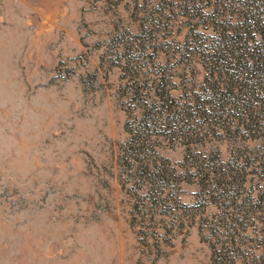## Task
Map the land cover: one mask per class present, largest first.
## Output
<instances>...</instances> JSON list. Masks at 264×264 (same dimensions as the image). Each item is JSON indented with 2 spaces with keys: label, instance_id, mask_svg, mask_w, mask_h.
<instances>
[{
  "label": "rangeland",
  "instance_id": "obj_1",
  "mask_svg": "<svg viewBox=\"0 0 264 264\" xmlns=\"http://www.w3.org/2000/svg\"><path fill=\"white\" fill-rule=\"evenodd\" d=\"M0 264H264V0H0Z\"/></svg>",
  "mask_w": 264,
  "mask_h": 264
}]
</instances>
